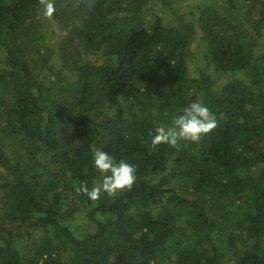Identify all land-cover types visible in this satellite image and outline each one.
<instances>
[{"label": "trees", "instance_id": "16d2710c", "mask_svg": "<svg viewBox=\"0 0 264 264\" xmlns=\"http://www.w3.org/2000/svg\"><path fill=\"white\" fill-rule=\"evenodd\" d=\"M183 2L0 0V264H264V0ZM95 149L131 190L87 197Z\"/></svg>", "mask_w": 264, "mask_h": 264}, {"label": "clouds", "instance_id": "9594fccd", "mask_svg": "<svg viewBox=\"0 0 264 264\" xmlns=\"http://www.w3.org/2000/svg\"><path fill=\"white\" fill-rule=\"evenodd\" d=\"M43 15L51 18L55 13L54 0H41ZM217 128L215 115L203 103L194 101L184 107L174 117L170 126H158L152 135L153 147L162 143L177 146L180 141L199 142L202 136L210 134ZM93 167L100 173V186H94L83 191L91 201L99 200L101 193L115 195L124 190H131L136 183V168L124 159L117 160L102 149L92 153Z\"/></svg>", "mask_w": 264, "mask_h": 264}, {"label": "rangeland", "instance_id": "374dc122", "mask_svg": "<svg viewBox=\"0 0 264 264\" xmlns=\"http://www.w3.org/2000/svg\"><path fill=\"white\" fill-rule=\"evenodd\" d=\"M194 1H195V0H185V2H183V3L185 4V3H187V2H194ZM243 7H244V10H243L244 12H247V10L250 9L249 11H250V14H251L252 16L258 14V8H259V5H258V6H253L252 8H250V7H251L250 2H249V1H246V2L244 3ZM184 11H187V7H186V9H185ZM240 20H241V22H243L245 19H244V17H242ZM52 39H56V40H58L56 37H52ZM198 42H199V40L197 39V40L195 41L194 45H193V50H195V48H196ZM82 56H83V59H84L85 61H92V62L96 61V59H93L90 55L83 54ZM197 59H200V57L197 56ZM37 66H40V65H37ZM189 67H190V69L193 71V70H194V67H195V64H193V63L190 62ZM192 75H193V72H192Z\"/></svg>", "mask_w": 264, "mask_h": 264}]
</instances>
